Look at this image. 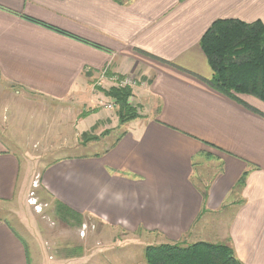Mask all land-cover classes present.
I'll return each mask as SVG.
<instances>
[{
    "label": "crops",
    "instance_id": "obj_1",
    "mask_svg": "<svg viewBox=\"0 0 264 264\" xmlns=\"http://www.w3.org/2000/svg\"><path fill=\"white\" fill-rule=\"evenodd\" d=\"M219 19L264 24V0H0V213L31 208V168L10 145L25 154L64 129L67 147L87 148L83 134L112 124L102 154L43 166L40 194L129 234L224 242L264 264V102L211 85L200 42ZM119 77L137 80L140 117L124 125L103 93ZM27 233L0 216V264L41 260Z\"/></svg>",
    "mask_w": 264,
    "mask_h": 264
},
{
    "label": "rangeland",
    "instance_id": "obj_2",
    "mask_svg": "<svg viewBox=\"0 0 264 264\" xmlns=\"http://www.w3.org/2000/svg\"><path fill=\"white\" fill-rule=\"evenodd\" d=\"M117 110L118 108L115 107L112 112H117ZM112 112H109L108 116H114L115 113ZM33 113L31 116L30 114L26 116V123L37 120L36 112ZM111 125L107 124L103 127L105 129L99 127L88 132L85 138H94L97 135L101 137L102 133L105 132L112 133L108 138L103 136L98 143L93 140L86 143L83 140L84 138H81L79 143L82 142L86 146H89L91 142L93 143L87 148L71 149L72 146L67 147L65 144L70 134L65 137L63 135L66 131L59 129L60 132H57V138L55 139H29L30 144L26 147L25 154L24 152L21 153L18 147L15 146L10 145V150L15 152L19 158H26L31 168L30 181H39L43 166L81 154H102L121 133V130H107ZM35 193L42 205L43 214L37 213L35 208L31 206V208L25 207L26 209H23L25 214L18 208L14 214L3 211L0 216L5 217L19 233L24 234L27 238L30 237L27 232L32 233L33 228L36 233L38 232L36 236L39 237L38 240L42 243L40 264H147L145 258L146 247L148 245L163 244L159 242L160 240L156 235L129 234L116 227L106 226L101 223L99 218L90 215L83 218L81 225H77L75 222L62 223L55 215L51 198L45 193L40 194V185ZM30 194L31 191L27 194L28 198ZM19 209L24 215H21L22 221L18 218L20 217L17 214ZM16 220L21 222L20 226L17 225ZM83 231L85 234H82ZM209 241L213 242V239ZM181 244L187 246L194 243L187 240ZM29 253L34 256L32 250ZM39 262L35 260V263L31 261L30 264H39Z\"/></svg>",
    "mask_w": 264,
    "mask_h": 264
},
{
    "label": "trees",
    "instance_id": "obj_3",
    "mask_svg": "<svg viewBox=\"0 0 264 264\" xmlns=\"http://www.w3.org/2000/svg\"><path fill=\"white\" fill-rule=\"evenodd\" d=\"M200 46L214 72L211 85L216 91L234 100H238V94H244L264 102L262 22L216 20L201 39ZM123 78L119 77V80ZM103 93L114 100L121 125L140 117L139 108L130 102L133 95L131 87L117 86L103 90ZM87 134L82 136L86 143L98 139L85 138ZM242 182L243 180L240 181V185ZM37 188L33 187L32 182L30 191L36 192ZM53 205L55 215L62 223L82 224L85 217L83 214L58 200H54ZM145 258L147 264H243L237 258L233 247L226 243L198 242L183 246L178 242L148 245L145 249Z\"/></svg>",
    "mask_w": 264,
    "mask_h": 264
},
{
    "label": "built area",
    "instance_id": "obj_4",
    "mask_svg": "<svg viewBox=\"0 0 264 264\" xmlns=\"http://www.w3.org/2000/svg\"><path fill=\"white\" fill-rule=\"evenodd\" d=\"M117 81H118L119 87H131L132 88L133 86L136 85L137 80H135L134 78H131V77H125L122 80L117 79ZM132 99L133 98L131 97L130 102H132ZM107 108L110 110H113L115 108V104H109V105H107ZM38 184H39L38 181H34L33 187L37 188L39 186ZM28 203L30 206L35 208L37 213H39V214L43 213V209L41 208L42 205L36 196L35 190L31 191L30 197L28 199ZM82 234H85L84 231L82 232Z\"/></svg>",
    "mask_w": 264,
    "mask_h": 264
}]
</instances>
